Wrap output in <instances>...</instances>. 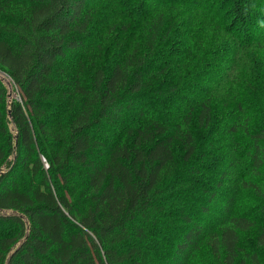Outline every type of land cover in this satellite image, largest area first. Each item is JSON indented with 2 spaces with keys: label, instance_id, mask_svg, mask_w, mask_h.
I'll use <instances>...</instances> for the list:
<instances>
[{
  "label": "trees",
  "instance_id": "trees-1",
  "mask_svg": "<svg viewBox=\"0 0 264 264\" xmlns=\"http://www.w3.org/2000/svg\"><path fill=\"white\" fill-rule=\"evenodd\" d=\"M0 72L10 264H264V0H0Z\"/></svg>",
  "mask_w": 264,
  "mask_h": 264
},
{
  "label": "water",
  "instance_id": "water-1",
  "mask_svg": "<svg viewBox=\"0 0 264 264\" xmlns=\"http://www.w3.org/2000/svg\"><path fill=\"white\" fill-rule=\"evenodd\" d=\"M0 73L5 75V76H0V80L6 85V87L8 88V91H9L8 92V117H9L10 120H12L11 106H12V103L14 101L13 90H12L13 89V84L8 85V83H7L8 76L5 73H3V72H0ZM11 83H12V81H11ZM11 132L13 133L14 141H15V144L17 146V143H18V132H17V129H16L14 124H12ZM16 146H15V148H16ZM14 159H15V156H14ZM3 170H4V168L0 171V176L4 174ZM0 216L1 217H5V218L17 217V218L21 219L26 225L25 237L15 246V248L12 250V252L10 253V255L8 257L7 264H10V260L13 257V255L24 245V243L29 238V234H30V230H31L30 221L24 214L19 213V212L14 211V210H3V209H0Z\"/></svg>",
  "mask_w": 264,
  "mask_h": 264
},
{
  "label": "rangeland",
  "instance_id": "rangeland-1",
  "mask_svg": "<svg viewBox=\"0 0 264 264\" xmlns=\"http://www.w3.org/2000/svg\"><path fill=\"white\" fill-rule=\"evenodd\" d=\"M0 76H5V75H3L2 73H0ZM8 78H9V77H8ZM8 78H7L8 82H9L10 84H12L11 81H10V78H9V79H8ZM12 90H13V96H14V98H15V99H18V94H17V92L14 91V90H15V89H14V85H13V89H12Z\"/></svg>",
  "mask_w": 264,
  "mask_h": 264
},
{
  "label": "bare ground",
  "instance_id": "bare-ground-1",
  "mask_svg": "<svg viewBox=\"0 0 264 264\" xmlns=\"http://www.w3.org/2000/svg\"><path fill=\"white\" fill-rule=\"evenodd\" d=\"M7 83H8V85H11V84L8 82V80H7Z\"/></svg>",
  "mask_w": 264,
  "mask_h": 264
}]
</instances>
